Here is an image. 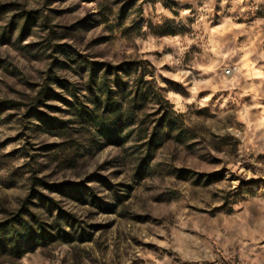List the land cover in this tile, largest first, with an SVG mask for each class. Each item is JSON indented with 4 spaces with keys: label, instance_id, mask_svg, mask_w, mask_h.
Wrapping results in <instances>:
<instances>
[{
    "label": "rangeland",
    "instance_id": "obj_1",
    "mask_svg": "<svg viewBox=\"0 0 264 264\" xmlns=\"http://www.w3.org/2000/svg\"><path fill=\"white\" fill-rule=\"evenodd\" d=\"M0 264H264V0H0Z\"/></svg>",
    "mask_w": 264,
    "mask_h": 264
},
{
    "label": "trees",
    "instance_id": "obj_2",
    "mask_svg": "<svg viewBox=\"0 0 264 264\" xmlns=\"http://www.w3.org/2000/svg\"><path fill=\"white\" fill-rule=\"evenodd\" d=\"M18 225H19V229L21 232H18L16 234H13V233L9 234L10 240L14 244L16 245L23 244V243L28 244L29 242L31 243L32 241H35L34 237H39L38 234L37 235L33 234L31 227L28 224L24 223L23 221H19ZM31 237L33 238V240ZM42 238H44V236ZM26 239H29V240H26Z\"/></svg>",
    "mask_w": 264,
    "mask_h": 264
},
{
    "label": "built area",
    "instance_id": "obj_3",
    "mask_svg": "<svg viewBox=\"0 0 264 264\" xmlns=\"http://www.w3.org/2000/svg\"><path fill=\"white\" fill-rule=\"evenodd\" d=\"M230 73V72H229Z\"/></svg>",
    "mask_w": 264,
    "mask_h": 264
}]
</instances>
